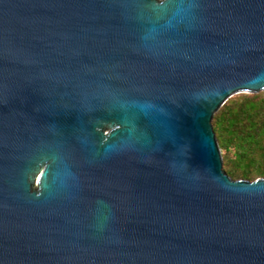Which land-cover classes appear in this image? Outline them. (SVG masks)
I'll use <instances>...</instances> for the list:
<instances>
[{"label": "water", "instance_id": "1", "mask_svg": "<svg viewBox=\"0 0 264 264\" xmlns=\"http://www.w3.org/2000/svg\"><path fill=\"white\" fill-rule=\"evenodd\" d=\"M260 91L264 0H0V264H264L212 124Z\"/></svg>", "mask_w": 264, "mask_h": 264}, {"label": "trees", "instance_id": "2", "mask_svg": "<svg viewBox=\"0 0 264 264\" xmlns=\"http://www.w3.org/2000/svg\"><path fill=\"white\" fill-rule=\"evenodd\" d=\"M212 124L226 173L235 180L264 178V91L230 97Z\"/></svg>", "mask_w": 264, "mask_h": 264}, {"label": "flooded vegetation", "instance_id": "3", "mask_svg": "<svg viewBox=\"0 0 264 264\" xmlns=\"http://www.w3.org/2000/svg\"><path fill=\"white\" fill-rule=\"evenodd\" d=\"M115 128V126H113V125H106L105 127H104V130L106 131V132H110L112 129H114Z\"/></svg>", "mask_w": 264, "mask_h": 264}, {"label": "bare ground", "instance_id": "4", "mask_svg": "<svg viewBox=\"0 0 264 264\" xmlns=\"http://www.w3.org/2000/svg\"><path fill=\"white\" fill-rule=\"evenodd\" d=\"M42 175V174H41ZM41 175H40V177H41Z\"/></svg>", "mask_w": 264, "mask_h": 264}]
</instances>
